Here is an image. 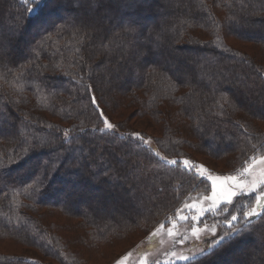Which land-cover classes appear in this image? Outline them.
<instances>
[{
    "label": "trees",
    "instance_id": "trees-1",
    "mask_svg": "<svg viewBox=\"0 0 264 264\" xmlns=\"http://www.w3.org/2000/svg\"><path fill=\"white\" fill-rule=\"evenodd\" d=\"M86 17L102 26L84 28ZM100 110L114 133L96 130ZM256 121L264 0H0V246L44 259L0 251V264H99L208 191L183 160L204 154L232 171L263 149ZM261 189L226 205L238 242L174 264H231L236 249L239 264H264V216L242 217ZM225 216H205L219 229L210 243Z\"/></svg>",
    "mask_w": 264,
    "mask_h": 264
},
{
    "label": "rangeland",
    "instance_id": "rangeland-1",
    "mask_svg": "<svg viewBox=\"0 0 264 264\" xmlns=\"http://www.w3.org/2000/svg\"><path fill=\"white\" fill-rule=\"evenodd\" d=\"M231 45L239 49L243 48L238 42H231ZM112 122L116 124L118 121L112 119ZM144 123V121H137L134 126L136 128H142ZM254 126L264 131L263 121H256ZM191 156L196 160L195 163L188 162L185 164L183 160L182 164L184 167L193 169L200 178L207 181L208 191L190 194V196H188L177 208L175 213L171 217L165 219L149 235L141 237L140 239L138 236H135V238L132 237L126 243H118L115 246L104 249L99 254V258L102 259V261H98L99 264H119V262H122V264H174L186 262L188 260H181L179 257L198 256L199 251L204 249L210 243L211 239L219 232L217 225L211 223V221H209L210 218L205 217L206 215H216L217 212L214 213L211 210H207L202 216H199L197 220H192L194 215H198V210L200 208L210 209L211 201L206 200L205 197L211 196L212 180L216 181L218 191L224 187L231 186L232 190L238 192V195L258 192L264 186V183H261L264 181V163H262L260 159L264 157V146L263 149L247 159L241 167L232 171L223 167V160L221 159H212L204 154H195ZM166 161L171 164L174 160ZM249 165H251L250 168ZM246 168L249 170L245 171ZM209 177L212 179H208ZM227 177H234L235 179L229 180L226 179ZM65 185L62 186L65 187ZM237 185H239V187H237ZM253 185L256 186L255 190L250 191ZM51 192H53V190ZM74 195L73 193L72 196L68 195L66 197L62 194L61 198L62 200L67 198L74 200ZM261 200L264 202V196H261ZM258 211H260V209ZM184 216H187L188 219H182ZM104 218L103 221L107 220V217ZM194 229H198L199 231L194 232ZM213 230L216 233L215 235L212 234ZM169 231H171V235ZM180 241L183 242L181 243ZM131 246L133 247L128 252L124 253V251ZM0 251L6 254L24 255L44 260L35 250L21 247L0 246ZM234 251L235 252L231 254L228 259L231 258V264H239V258L242 257L243 254H241L240 250L236 249ZM252 252L253 251H250V257ZM122 253L124 254L115 261V258ZM113 260L114 262H112ZM214 260L215 259L212 261Z\"/></svg>",
    "mask_w": 264,
    "mask_h": 264
},
{
    "label": "snow or ice",
    "instance_id": "snow-or-ice-1",
    "mask_svg": "<svg viewBox=\"0 0 264 264\" xmlns=\"http://www.w3.org/2000/svg\"><path fill=\"white\" fill-rule=\"evenodd\" d=\"M26 2H28V0H26ZM31 2L35 3L36 0H31ZM34 9H29V11H33ZM98 11V10H97ZM82 25L84 26V28L88 29H93L94 31L102 26V22L96 18H91V17H86L84 20L81 21ZM133 24L135 22H132ZM181 83H183V81H179ZM90 103L93 106H97V100L95 98V96H92L90 99ZM99 118L102 119V123H103V128H97L96 130L101 132V133H114L116 126L114 124H112L109 119L107 118V116L104 114V112L102 110L99 111ZM67 135V134H65ZM136 139L142 141L145 145H150L151 141H147L144 140V138L142 136H140V134H135ZM34 148L32 149H27L24 153L23 156H27L29 154L30 151H33ZM22 156V158H23ZM261 162L264 163V157H261ZM172 163H176V161H172ZM185 164L188 163V161L184 162ZM251 167V165H249V168ZM249 169L246 168L245 171H248ZM48 179V169L47 167L44 169L43 174L41 175V177L37 180V184L40 186H43L45 184V181ZM208 179H212L211 177H209ZM226 179L229 180H234V177H227ZM261 183H264V181H262ZM237 187H239V185H237ZM255 185H253V187L250 189V191H254L255 190ZM43 190V189H42ZM41 190V191H42ZM242 191V190H241ZM238 195L237 191L232 190L231 186L228 187H224L222 188L220 191L217 190V185H216V181L212 180V191H211V196L209 197H205L206 200H210L211 201V207L210 209H204V208H200L198 210V215H194L192 217V220H197L199 218V216H202L204 214L205 211L207 210H211L212 212H225L228 213V216H225V222L227 224V230L224 231L223 235L219 236L218 239H215L212 241L211 244L208 245V247L206 249H201L199 251V255L200 256H205V255H212L213 254V250H217L219 251V249L222 247V245L224 243H229L232 242L233 240H237L238 237L241 236L243 229H239L235 227L234 222H238L239 221V217L236 214H232L231 212H229V209L226 205H231L233 203V198L236 197ZM261 196H264V189H261ZM261 196H257L256 197V207H251L249 208L247 211H243L242 212V217L244 219V221H249L251 218L253 217H259V216H264V202H262L261 200ZM221 205H225L224 207H221ZM191 207V206H189ZM260 209V211H258L257 209ZM230 216V219H229ZM182 219H188L187 216L182 217ZM198 229H194V232H198ZM169 234L171 235V231H169ZM213 235H215V231L213 230L212 232ZM181 243L183 241H180ZM238 242V240H237ZM179 259L181 260H189V259H195V257H187V256H181L179 257ZM119 264H122V262H119Z\"/></svg>",
    "mask_w": 264,
    "mask_h": 264
}]
</instances>
